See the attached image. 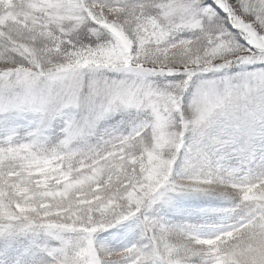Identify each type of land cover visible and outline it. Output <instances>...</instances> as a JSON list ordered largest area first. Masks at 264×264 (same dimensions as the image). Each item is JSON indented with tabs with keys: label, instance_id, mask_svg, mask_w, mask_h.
Segmentation results:
<instances>
[{
	"label": "snow or ice",
	"instance_id": "obj_1",
	"mask_svg": "<svg viewBox=\"0 0 264 264\" xmlns=\"http://www.w3.org/2000/svg\"><path fill=\"white\" fill-rule=\"evenodd\" d=\"M0 264H264V0H0Z\"/></svg>",
	"mask_w": 264,
	"mask_h": 264
}]
</instances>
